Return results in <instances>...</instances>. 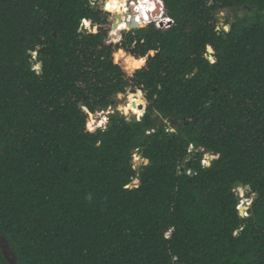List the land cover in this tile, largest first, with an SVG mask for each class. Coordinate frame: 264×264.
Returning <instances> with one entry per match:
<instances>
[{"label":"trees","instance_id":"16d2710c","mask_svg":"<svg viewBox=\"0 0 264 264\" xmlns=\"http://www.w3.org/2000/svg\"><path fill=\"white\" fill-rule=\"evenodd\" d=\"M139 1L116 39L171 27L113 44L90 0H0V233L17 264H264V0Z\"/></svg>","mask_w":264,"mask_h":264},{"label":"rangeland","instance_id":"374dc122","mask_svg":"<svg viewBox=\"0 0 264 264\" xmlns=\"http://www.w3.org/2000/svg\"><path fill=\"white\" fill-rule=\"evenodd\" d=\"M99 1V0H98ZM103 1H107V4H111V7H113V6H115V9L114 10H112V11H114V12H110L109 13V16H107V18H108V20H109V22H108V25L105 27L107 30H109V37L108 38H110L111 39V36H112V33H113V30L114 29H112V24L113 23H115V24H117L118 23V21H119V17H118V14H116L115 13V11L116 10H121V11H123V10H125V7H126V3L123 1V0H100V2L97 4V5H93V3L91 2V0H90V2H91V4H92V6H98V8L101 10V6H102V3H103ZM122 5L124 6V8L123 9H121V7H122ZM110 9V8H109ZM127 16H128V13L126 14ZM230 17V16H229ZM229 17H226L225 18V20L226 19H228ZM165 18H166V12H164L163 14H162V19H160L159 21H156V22H154L155 23V27L156 28H160L161 27V24L164 22V21H166L165 20ZM217 19H218V17H217ZM224 23H225V21L222 23V22H220L219 20H218V23H217V28H216V30L217 29H220V27H222V25H224ZM157 25H159V27H157ZM116 26V25H115ZM141 27V26H140ZM87 29H89V28H87ZM96 29V28H95ZM96 31V30H95ZM117 39H115V40H113V39H111L110 41L112 42V41H116ZM113 43V42H112ZM116 43V42H115ZM114 44V43H113ZM35 56H33V58H34ZM39 69V67H35V70H38ZM136 100H138V98H136ZM141 100H142V102L144 103V105H145V108H146V101H145V99H144V97H143V94L141 95ZM139 101V100H138ZM137 102V101H136ZM128 103V92L125 94V95H118L117 97H116V99H115V102H114V105H113V107L112 108H109L107 111H98V113L96 114V115H94V121H95V123H96V125H97V127H102L103 129H105L107 126H108V122H109V115H112L113 113H114V110H116V111H118L119 112V114L120 115H122V116H124L127 120H131V119H136L137 121H139L140 120V118L143 116V114H144V112H145V110L143 111V114H142V116L141 117H138L137 115L135 116V115H133V114H130L129 112H128V107H127V104ZM120 104V105H119ZM125 109H127V112H125ZM106 118V119H105ZM101 119H105V122H104V124H100V120ZM132 165H133V167L134 168H138V167H140L141 165H146V162H144V161H142V160H140V158L139 157H137V155L136 154H134V156H133V159H132ZM134 185H136V184H132L131 185V187H134ZM238 195H239V197L241 198V197H244L245 196V194H246V190L245 189H239L238 191ZM244 200L245 201H243V204H242V206L243 207H247V205L249 204V201H247L245 198H244ZM245 202V203H244ZM245 215H247L246 213H245V211H243V217H247V216H245Z\"/></svg>","mask_w":264,"mask_h":264},{"label":"water","instance_id":"95a60500","mask_svg":"<svg viewBox=\"0 0 264 264\" xmlns=\"http://www.w3.org/2000/svg\"><path fill=\"white\" fill-rule=\"evenodd\" d=\"M92 3H93V5H97L99 3V1H95V2L92 1ZM163 7H164V5H163ZM237 11H240V9H237L236 11H230L229 9H224L221 12L217 13V17H218V20L219 21H221V19H222L221 18V15H223L225 18L232 15V20L229 22L228 25H226V27L228 28V30L227 31H223V30L217 29L216 30V33L218 35H227V33H228L229 29H230V26L233 25V23H234V19L237 18V14H236ZM105 15L106 16H109V12H105ZM225 18H224V20H225ZM115 25H116L115 23L112 24V29H115ZM91 27H94V26L91 25ZM137 28H138V26H131V28H129V29H137ZM85 31L90 32L91 30L85 28ZM122 32L123 31L119 30V32L117 33L118 38L121 37V33ZM115 37L116 36H113L112 35L111 36V39L115 40L116 39ZM117 41H118V39H117ZM128 92L131 93V94H136L138 92V90H136V89H130ZM139 109L140 110H144L145 108L139 107ZM156 117H157L156 114H154L152 116L153 119H155ZM158 124H159V126H161L162 125V121H159ZM181 172H182V169H181ZM193 174L194 173H191V175H193ZM245 190H249V187L248 186L245 187ZM248 209H249L248 206L247 207H241L239 209V216L240 217H243V211H246ZM0 250H1L2 255L5 258L7 264H17L12 248L10 247V245L8 244V242L2 236L1 233H0Z\"/></svg>","mask_w":264,"mask_h":264},{"label":"snow or ice","instance_id":"6c2138e0","mask_svg":"<svg viewBox=\"0 0 264 264\" xmlns=\"http://www.w3.org/2000/svg\"><path fill=\"white\" fill-rule=\"evenodd\" d=\"M105 7H106V8H111V4L106 5ZM153 7H155V6H153ZM136 10H139V9L137 8ZM125 11H128V9L125 8ZM137 19H138V18H137ZM83 23H84L85 28H89V27H90V22H89V21L85 20ZM121 27H126V25H121ZM157 27H159V25H157ZM91 30H92V31H95L96 29H95L94 27H91ZM225 30H227V29H225ZM112 35H115V32H113ZM212 51H213L212 48L209 47V48H208V52H212ZM120 54L122 55L123 53L121 52ZM149 55H154V53H149ZM33 56H35V53H33ZM142 63H144L143 60H141V61H139V62H135V61H134V62H133V67L139 68L140 65H141ZM37 67H39V65H37ZM132 99H133V96L130 95V96H129V100L131 101ZM129 107H132V105L129 104ZM133 110H135V109H133ZM125 112H127V109H125ZM88 115H89V117H91V113H88ZM105 119H106V118H105ZM105 119H101V120H100V124H104ZM87 127H88V130H89V131H94V129H93L91 123H89V124L87 125ZM204 163H205V165H207V163H208L207 160H205ZM249 203H251V201H249Z\"/></svg>","mask_w":264,"mask_h":264},{"label":"built area","instance_id":"2783aa9c","mask_svg":"<svg viewBox=\"0 0 264 264\" xmlns=\"http://www.w3.org/2000/svg\"><path fill=\"white\" fill-rule=\"evenodd\" d=\"M123 1L126 3V7H125V8L128 9L127 13H129V10L132 9V7H133L134 4H135V5H136V3L140 4V1H139V0H123ZM91 2H92V0H91ZM99 2H100V0H99ZM106 4H107V1H106V2L103 1L102 6H101V11L106 12V10H105V9H106V8H105ZM135 7H137V6H135ZM165 20H166V21H164V22L161 24V27L158 28V29H167V28L171 27V25H172V21H171L169 18H167V17L165 18ZM148 24H154V25H155L154 21H152L151 23H148ZM148 24H143V25H141V26L148 25ZM121 31H124V30H121ZM109 39H110V38H109ZM119 39H120V38H119ZM119 39H118V41H119ZM110 40H111V39H110ZM112 42H113V41H112ZM113 43H115V42H113ZM100 128H102V127H100ZM241 207H243V206L240 205L238 208L240 209ZM247 211H248V210H246L245 213H247ZM245 216H247V215H245Z\"/></svg>","mask_w":264,"mask_h":264},{"label":"bare ground","instance_id":"6f19581e","mask_svg":"<svg viewBox=\"0 0 264 264\" xmlns=\"http://www.w3.org/2000/svg\"><path fill=\"white\" fill-rule=\"evenodd\" d=\"M136 4H137V3H136ZM106 5H109V4H106ZM133 6H135V4H134ZM105 8H106V7H105ZM114 9H115V6L111 7L110 9H109V8H106L105 10L111 12V11L114 10ZM112 12H114V11H112ZM126 14H127V11L123 10V11H122V16L125 17ZM131 14H134V13H132V10L130 9V10H129V13H128V16H130V17H127L126 25H127V24L130 22V20H131ZM221 17H224V16L221 15ZM221 20H222V19H221ZM220 22H221V21H220ZM131 26H133V25H130L129 28H131ZM129 28L122 27L121 30H128ZM225 29L228 30L227 27H225ZM135 97L138 98V100H140V99H141V93H136V94H135ZM140 103H142V101H141ZM119 105H120V104H119Z\"/></svg>","mask_w":264,"mask_h":264},{"label":"clouds","instance_id":"9594fccd","mask_svg":"<svg viewBox=\"0 0 264 264\" xmlns=\"http://www.w3.org/2000/svg\"><path fill=\"white\" fill-rule=\"evenodd\" d=\"M163 8H164V7H163ZM228 17H229V16H228ZM217 20H218V19H217ZM138 27H140V26H138ZM124 31H125V30H124ZM118 39H119V38H118ZM117 42H118V41H117ZM141 94H142V93H141ZM133 183L137 185V184H138V181H134ZM243 201H245V200H244V197H241L240 205L243 204ZM240 205H239V206H240ZM239 206H238V207H239ZM247 206H248V205H247ZM237 209H238V211H239V208H237Z\"/></svg>","mask_w":264,"mask_h":264}]
</instances>
